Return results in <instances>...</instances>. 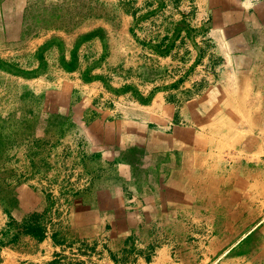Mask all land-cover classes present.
<instances>
[{
  "label": "rangeland",
  "instance_id": "1",
  "mask_svg": "<svg viewBox=\"0 0 264 264\" xmlns=\"http://www.w3.org/2000/svg\"><path fill=\"white\" fill-rule=\"evenodd\" d=\"M262 5L30 0L0 31V264H264ZM241 35L259 65L235 74L227 39ZM134 122L209 157L216 201L145 202L170 184L167 156L135 175L97 140Z\"/></svg>",
  "mask_w": 264,
  "mask_h": 264
},
{
  "label": "crops",
  "instance_id": "2",
  "mask_svg": "<svg viewBox=\"0 0 264 264\" xmlns=\"http://www.w3.org/2000/svg\"><path fill=\"white\" fill-rule=\"evenodd\" d=\"M29 2L30 0H0V31H8V29H15V23H17L15 21V16H22V14H24V10L28 7ZM257 7L259 8H257L258 10L256 11V22L254 26L256 28L257 35L261 36L264 34V5H262L261 7ZM9 16H11V18H8ZM0 37H2L1 33ZM253 41V39H250L249 41V38L242 35L240 37L239 42L237 41L233 43L230 39H227L228 54L229 58L231 59V62H233L234 64V68L236 69L234 71L235 74H238V72H241L243 74L246 73L244 72V70L246 69H243V65H238V62L241 63L244 58H247L249 60H255L256 65H259V57L257 55H248V53L250 52L248 51L249 47H251L248 46L250 44L249 42ZM262 41H264V37L263 40L261 39V43L258 47L257 43H255L256 48H264V42ZM99 127H101V130L99 131V139L97 138L98 142L100 144L104 143L105 138L114 140L112 142V145H110V149L113 152V155L125 162L126 165L130 166L135 175H138L139 173L136 174L135 167L131 165L128 160H125V154L129 151L130 147L139 146L144 151L146 156L147 154L149 156L156 154L160 159L163 156H167L166 160H164L165 162L170 161L168 163L170 164V167L172 169V179L169 182L170 184L167 186L166 189H162L161 187V189L159 188L153 190L155 191V193L151 194L153 195V197L149 194L146 197L148 201L145 202H172L174 204H177L178 202H180V199L184 198V196L186 197L188 190L192 192L195 190L196 195L194 196L199 197L201 194V197L204 196L207 198V202L216 201V193L218 189H220L221 180L211 172L210 168H207L209 167V165H206L207 163H205L204 159H209V157L203 156L202 153L200 154L197 152L190 154V140H180L181 138L179 139L177 135L170 137V134L168 133H160L156 130H150L147 127L145 130H141L140 126L136 125L135 122L129 123L126 128H124L125 126L121 128L122 126H120V123H118L117 127L112 126L113 128L111 129L108 128L107 124L104 125V127L103 125H99ZM118 127L121 128V131L119 130V132L115 133V131H118ZM165 151L168 153H165ZM149 160H151V158ZM165 162H163L159 166H153L156 167L158 174L164 172V169L166 167ZM146 165L147 164L144 163L145 167H143V170L145 168H149ZM158 170L161 172H159ZM150 173L155 174V171L149 172V175H152ZM173 182L175 183V187L179 183V185L182 184V186L179 187L180 191L176 197L174 196L175 194L173 190L169 192V189L172 186ZM172 187L174 189V186ZM159 192L161 194V201H158ZM74 202H81L76 210L80 215L83 216L84 212L89 211L96 215L95 224L100 221L97 219V217L101 218V223H104L103 214L99 213L98 211L92 210L93 206L91 203H84L82 199L75 200ZM126 215H123L125 219L123 221H120L122 222V224L124 222L125 225H127L126 220L129 219ZM130 221L132 222L133 218ZM102 226V224H99V226H96L98 228H94V232L96 235L99 236L100 234H103L102 230L104 231V226Z\"/></svg>",
  "mask_w": 264,
  "mask_h": 264
},
{
  "label": "trees",
  "instance_id": "3",
  "mask_svg": "<svg viewBox=\"0 0 264 264\" xmlns=\"http://www.w3.org/2000/svg\"><path fill=\"white\" fill-rule=\"evenodd\" d=\"M179 31L182 29V25H179ZM125 160H128L131 165L135 167L136 174H140L143 171L144 163L143 158L145 156L144 151L139 146L130 147L129 151L125 154Z\"/></svg>",
  "mask_w": 264,
  "mask_h": 264
}]
</instances>
